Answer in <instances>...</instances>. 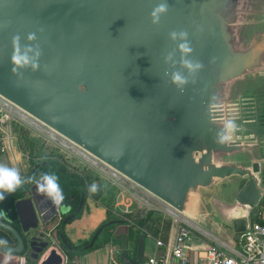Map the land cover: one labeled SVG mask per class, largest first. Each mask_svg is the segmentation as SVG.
Here are the masks:
<instances>
[{"label": "water", "instance_id": "obj_1", "mask_svg": "<svg viewBox=\"0 0 264 264\" xmlns=\"http://www.w3.org/2000/svg\"><path fill=\"white\" fill-rule=\"evenodd\" d=\"M165 2L154 23L152 11ZM183 43L192 51L183 53ZM17 48L37 66L14 65ZM177 72L186 83L173 82ZM0 98L203 228L252 227L264 198V0H0ZM42 164L14 201L20 229L2 212L0 227L16 243L0 240V251L29 249L38 264H63L46 238L28 236L71 208L38 200L44 180L32 176ZM115 222L98 227L85 248ZM118 240L119 259L140 264L144 233L134 257L127 236Z\"/></svg>", "mask_w": 264, "mask_h": 264}, {"label": "crops", "instance_id": "obj_2", "mask_svg": "<svg viewBox=\"0 0 264 264\" xmlns=\"http://www.w3.org/2000/svg\"><path fill=\"white\" fill-rule=\"evenodd\" d=\"M10 113L12 118L8 123L7 130L4 131L0 128V164L11 168H17L21 178L27 181L32 166L28 165L25 160L30 159V154L33 150L31 143L33 141L30 139L31 137L28 133L26 135L24 133L26 132L25 129L32 130V127L36 124L23 117L16 109L11 108ZM21 128H24L23 135L20 134ZM51 137H53V135ZM24 144L27 145L30 151H25ZM118 180L122 181L120 178H118ZM124 182L131 191L136 192L139 199H142H140L141 201L136 198H131L124 191L117 194L114 200L109 203H103L104 201H102L101 197L98 199L88 197L82 208L81 215L78 218L66 222L63 231L72 244L78 247L90 240L96 227L106 219L107 210L115 214L124 215L126 209H128L129 212L126 215L135 217L141 213L142 209H145L146 213L143 217L148 216L140 226L136 224L130 226L129 222L117 223L112 227V233L115 235L113 237L114 239H109L105 244L99 246L95 250H90L83 254H75L72 259H69L58 238L57 229L62 215L46 218V222L40 220L37 233L47 240L49 239L47 237H51L52 242H49V247L55 246L58 251L64 255V260L66 259L68 261L67 264H106L108 261L109 249L111 247L116 248L118 252L121 250L120 241L118 240V236L120 235L127 236V251L131 257H134L137 242L133 239V236L129 237L128 233L130 228L133 233L138 230L144 233L142 261L152 256L156 251V239L162 238L165 240L172 230L170 218L164 213V209L167 208V205L132 182L125 180ZM34 193L39 198L38 200H40V202L46 203L47 197L38 194L36 187L34 188ZM48 210L49 207L47 208V211ZM200 227L207 232V234H205L211 242L228 247L234 240L235 233L227 228L217 227V232L213 233L202 226ZM225 234H231L232 238H224ZM17 255H11L0 251V264H5L6 261Z\"/></svg>", "mask_w": 264, "mask_h": 264}, {"label": "built area", "instance_id": "obj_3", "mask_svg": "<svg viewBox=\"0 0 264 264\" xmlns=\"http://www.w3.org/2000/svg\"><path fill=\"white\" fill-rule=\"evenodd\" d=\"M11 108L12 105L10 103L0 98V128L4 131L7 130L8 123L12 118ZM50 139L56 142L57 137L53 136ZM59 141L61 146L69 152L70 145L64 140L59 139ZM80 150L76 151L75 154L79 157H85V151ZM97 169L101 171V168L97 167ZM111 174L113 177L121 179V175L114 170ZM122 180L124 185V179ZM121 187L124 186L121 185ZM123 189L131 198L142 200L129 187L125 186ZM51 206L58 209L52 203ZM128 212V209H126L125 214ZM164 213L170 218L172 230L165 240L162 238L156 239L155 253L140 264H264L263 201L252 210V227L244 232L236 233L234 240L228 247L209 241L206 231L172 207L167 205ZM129 222L131 223V221ZM10 260H12L13 264H38L37 261L29 260L23 255H17L14 258H10ZM67 263L68 261L65 259L64 264ZM106 264L125 263L119 259L118 250L111 247Z\"/></svg>", "mask_w": 264, "mask_h": 264}, {"label": "trees", "instance_id": "obj_4", "mask_svg": "<svg viewBox=\"0 0 264 264\" xmlns=\"http://www.w3.org/2000/svg\"><path fill=\"white\" fill-rule=\"evenodd\" d=\"M38 163H43L41 166L35 168V171L33 173L32 176V180L38 179L39 177H42V175L44 173H49V174H54L56 176L59 177L58 183L61 187V189L63 190V196L64 199L62 201V205L65 206H70L71 207V211L72 213H74V218L68 220V221H64V217L61 218V221L58 225V229H57V233H58V238L61 241V244L64 248V250L66 251L69 259H72L73 256L75 254H83L86 253L90 250H94L96 248H98L99 246L105 244L109 239L113 238L115 235H113L112 233V227L117 224V223H128L129 221H131L130 226L132 224H136V225H141L147 218L143 217L141 219H139L138 221H136V217H132L126 214H115L113 212H111L110 210H107V217L106 219L98 226L100 227L102 224L110 221V220H115L116 222L114 224H110L108 226H105L98 234L95 243L92 247L89 248H85V245H87L89 241H87L86 243L80 245V246H74L72 244V242L68 239V237L66 236V234L63 231V227L64 224L66 222H69L75 218H78L81 215L82 209L78 212L75 213V209L78 207V204L81 200V198H84V202H83V206L86 202V199L88 197H91L93 199H98L99 197H101L100 192L102 191V187H98V190L95 193H92L89 191V187L92 185L90 182L87 183L86 179L78 174H75L73 172L68 171V169H66V167H64L62 164L58 163L57 161H52V160H47V161H40V162H35L33 163L31 166H35ZM31 181H27L26 185L21 188L20 190L9 194L8 196H6V199L4 201H2L0 203V217H2V212L6 213V218H8V222L13 225L14 227H16L18 230L20 229V225L18 222V218L16 215V211L14 209V201L18 198H21L25 195L26 192V186L29 185ZM264 202V201H263ZM82 206V208H83ZM148 214V213H147ZM64 214H62L63 216ZM98 227H96V229L94 230V232L98 229ZM129 237L133 236V239L137 242L138 239V235L141 232L140 230H138L137 232H132L131 228L129 229ZM94 232L91 235V238L94 234ZM90 238V239H91ZM114 239V238H113ZM0 240L4 243L5 241L7 242L6 244H8L10 241H14V238L12 237V235L5 229L0 227ZM137 245V243H136ZM29 260H32L30 258H28ZM35 261V260H33Z\"/></svg>", "mask_w": 264, "mask_h": 264}, {"label": "rangeland", "instance_id": "obj_5", "mask_svg": "<svg viewBox=\"0 0 264 264\" xmlns=\"http://www.w3.org/2000/svg\"><path fill=\"white\" fill-rule=\"evenodd\" d=\"M263 105H264V102L262 103L260 107V113L261 111L262 112L264 111ZM12 108L16 109L23 115V117L27 118L28 120L36 124L35 126L32 127L33 128L32 130L25 129L26 132L24 133L25 135L28 133L29 136L31 137L30 139L33 141L31 143L33 150L30 154V159L25 160L28 165L31 166L35 162L47 161V160L57 161L58 163L66 167L68 171L83 176L86 179L87 183L92 182L91 184L95 183L98 187L100 188L102 187L103 189L100 192V194L102 193L101 198H102V201H104L103 203L112 202L114 198L116 197V195L120 194L124 190L123 188L127 184L123 185L122 179H124L125 181H128L127 179L121 176L122 181H120L117 178L113 177L111 174L113 170L111 168H109L108 166H106L105 164H103L102 162H100L99 160H97L96 158H94L93 156L89 155L86 152H84L86 158L79 157L77 154H75L76 151L80 150L79 147L67 141L63 137L59 136L58 134H56L55 132L47 128L46 126L42 125L41 123L37 122L36 120L31 118L27 114L23 113L21 110L17 109L16 107L12 106ZM257 127L258 128L260 127L262 130H264V125L261 124V122L260 124H257ZM23 131H24V128H21L20 134L23 135ZM52 135L57 137L56 142H53L50 140ZM59 139L64 140L70 145L69 152L66 151L61 146ZM24 149L25 151L27 150L30 151V149L27 147L26 144H24ZM93 163L94 165H92ZM95 165L97 166L95 167ZM97 167L101 168V171L98 170ZM121 185L124 187H121ZM262 201H264V198L262 199ZM251 216L253 217V214H251ZM211 220L217 221L218 217L211 215ZM36 232L37 231L35 230H31L28 236L29 237L34 236L37 234ZM47 238H49L48 239L49 242H52L51 237H47ZM224 238L230 239L232 238V235L225 234ZM28 251L29 249L24 254L25 257H27ZM5 253H8V252H5ZM9 254L12 255V253H9ZM5 264H13V262L12 260L9 259L8 261H6Z\"/></svg>", "mask_w": 264, "mask_h": 264}, {"label": "clouds", "instance_id": "obj_6", "mask_svg": "<svg viewBox=\"0 0 264 264\" xmlns=\"http://www.w3.org/2000/svg\"><path fill=\"white\" fill-rule=\"evenodd\" d=\"M167 11H168V5L166 2L160 3L159 5H157L151 13L153 22L158 23L161 14H164ZM171 35L173 39L177 37L176 32H173ZM179 36L182 39H186L187 32H180ZM29 39H35V36L30 35ZM18 41H19L18 36L13 38L14 45L18 44ZM180 49L183 53H189L192 51L188 43L181 44ZM12 60H13L14 65H17V66H25L28 64H32L33 68L37 66L32 62L31 58L26 53L20 54L18 48H17V51L14 53ZM183 63L190 70H195V69H199L202 67L200 63H195L194 65L193 62L189 60H183ZM15 71L16 69L14 68L13 72ZM172 80L174 83L178 85H181L187 82L179 72L173 74ZM227 127L230 130L236 129V125L233 123L232 120L228 121ZM216 142L224 143L223 140H218ZM42 179L44 180V183H39L37 181L35 185L37 193L44 195L49 200H51V203L53 206L59 207L62 204V201L64 199L63 190L61 189L58 183L59 177L54 174L44 173L42 175ZM23 183H25V181L21 178L19 170L17 168H11V167H7L5 165L0 164V201H4L6 199L5 193H8V194L13 193ZM97 190H98V186L95 183L89 187V191L92 193H95ZM4 243L6 244L7 242L5 241Z\"/></svg>", "mask_w": 264, "mask_h": 264}, {"label": "flooded vegetation", "instance_id": "obj_7", "mask_svg": "<svg viewBox=\"0 0 264 264\" xmlns=\"http://www.w3.org/2000/svg\"><path fill=\"white\" fill-rule=\"evenodd\" d=\"M263 107H264V105H263ZM263 107H262V109H263ZM260 122H261V124H263L264 125V111L262 112L261 111V113H260ZM31 168H33V166L31 167ZM75 211H76V209H75ZM72 214H74V213H72V211H71V208H70V210L69 211H67L63 216H62V218L64 217V218H66V217H69V216H71ZM16 242H14V241H10L9 242V244H15Z\"/></svg>", "mask_w": 264, "mask_h": 264}]
</instances>
